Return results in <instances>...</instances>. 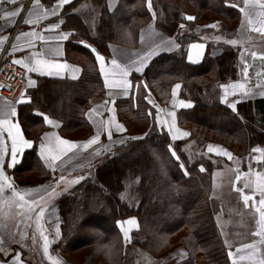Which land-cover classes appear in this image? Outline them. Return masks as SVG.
I'll list each match as a JSON object with an SVG mask.
<instances>
[{
  "label": "trees",
  "instance_id": "1",
  "mask_svg": "<svg viewBox=\"0 0 264 264\" xmlns=\"http://www.w3.org/2000/svg\"><path fill=\"white\" fill-rule=\"evenodd\" d=\"M152 2L155 25L181 47L155 57L142 75L133 74L136 91L117 101L118 115L129 134L145 135L117 145L70 190V202L61 210V238L52 248L59 253L86 251L87 257L77 264H134L138 247L158 255L182 243L191 254L203 252L209 264H231L214 218L215 202L210 198L212 171L228 161L207 153L206 144L220 142L240 157L250 155L256 145L264 146V99L240 102L237 111L221 101L219 85L243 76L241 53L246 47L227 43L230 38L237 39L242 14L237 7L226 6L224 0ZM230 3L241 4V0ZM187 14L195 19H185ZM62 16L63 27L73 31L66 57L81 65L82 74L77 80L40 79L29 89L31 102L18 107L24 134L34 140L17 166L19 172L34 179L29 182L50 175L37 154L36 130L43 124L35 109L60 118L61 133L68 137L87 136L92 130L85 110L90 97L104 85L93 53L75 40L85 39L110 55L111 43L136 46L141 27L153 19L146 0H119L114 10L109 9L107 0H73L63 8ZM211 22H219L215 31L220 33L219 39L208 34L210 28L205 24ZM199 40L207 42V53L202 62L192 64L186 59L187 48ZM218 47L222 52L212 55L211 50ZM142 79L160 102L169 100L175 81L181 82V97L194 101L192 108L178 113V123L190 131L189 137L173 141L160 131L145 99ZM128 189L129 194L122 198ZM129 215L138 218L139 228L132 231L131 242L125 245L117 220ZM19 227L16 224L17 231ZM23 227L13 238L4 236L12 248L10 254L19 251L25 264H55L44 251L41 225L35 221L27 235H23L25 224ZM0 257L6 256L0 253Z\"/></svg>",
  "mask_w": 264,
  "mask_h": 264
},
{
  "label": "crops",
  "instance_id": "2",
  "mask_svg": "<svg viewBox=\"0 0 264 264\" xmlns=\"http://www.w3.org/2000/svg\"><path fill=\"white\" fill-rule=\"evenodd\" d=\"M73 1V0H71ZM119 0H107L108 7L110 10H114L118 4ZM20 4L24 5V11L20 13V15L14 19L5 18L0 19V36H7L2 44H0V58L3 54H5L6 58L11 59H19L22 57H30L35 52H41L44 54L45 59H57L61 62H66L68 65L76 66L80 69L79 72H72L68 70L62 73L60 76H47L42 75L40 73H34L28 71L27 84L24 88V92L26 96H30L29 89L35 87L39 80L44 77L56 78V79H73L77 80L80 78L82 74V67L78 63H75L69 60L66 57V51L68 50L70 40L72 39V34L65 40L55 39L60 33H73L72 30L66 29L63 27V23L60 24V27L55 30H46L49 24L58 23L60 20L65 21V18L62 16V10L67 5H63L61 8L57 9L56 15H49L46 19H41L40 22L36 25H27L23 22L25 17L28 16L27 9L29 7H33L31 0H19ZM56 4V0H40V5L34 7L35 11H42L43 9H48L49 11ZM16 5L15 7H18ZM241 7H243V3L241 0ZM14 6H7L8 10H12ZM154 9V8H153ZM152 14V13H151ZM241 18V25L244 23V26L241 27L237 39L242 42H247L248 40H263L264 36L257 33L253 28L249 27L245 22V18L243 13ZM0 16H2V12H0ZM192 16V15H191ZM153 18V17H152ZM259 27V25H256ZM34 29L37 34L43 35L45 37L44 40H36L35 37L32 36H22L19 40L16 39V36L21 32H28L29 30ZM49 37H53V39H48ZM250 37V39H249ZM171 39L174 43H177V40L166 33H163L156 25L154 20L145 23L140 30V35L138 39V44L134 47L111 43L110 44V55H105L101 51L97 49L95 45L91 42L82 39L75 40L76 43L85 46L92 53L93 51L87 47V45H91L92 48L96 50V53L103 55L105 57V65L111 68V60L116 59L119 64L125 65L128 67V76L127 80L130 81V87L128 88V94H124V89L118 87L109 88L106 86L105 79L103 73L100 71V64L96 58V54L93 53L95 57V61L103 80L104 88L97 94H94L90 97L88 107L85 110V117L88 119L92 130L87 136H79L76 137H68L61 133L60 127L62 125V120L56 116L50 115L46 112H43L39 109L34 110V114L39 117L43 127L40 130H36L37 134H39V138L37 141V154L40 160L43 162L45 167L50 171V175L44 178L39 179L35 182H25L13 184L17 191L22 189H34L35 191L27 192L24 194L25 201H36V204L33 205V208L38 211L39 206L44 207V214L40 220L41 225V233H42V242L44 246L43 236L48 237V250L53 254L57 255L61 260L66 259L71 263H75L69 257L70 252H55L53 251L52 246L57 243L61 238V223L62 216L61 210L65 208L69 202L70 198L66 197L63 199L56 200L58 196L64 193L70 187L72 181L76 179L78 170H82L83 168L91 165L94 166L97 163H100L106 154L110 153L117 145H120V141L125 143L128 139L134 137H143L145 133L138 134H129L127 131L126 124L119 118L117 101L119 99H125L132 96L137 88V83H135L133 79V74L142 75L146 68L150 65L151 61L162 53H171L176 51L177 49L172 47L171 51L166 50L171 47V45L167 44V41ZM28 42L34 43L35 47L30 48L27 46ZM83 42V43H82ZM164 42V43H162ZM260 42V41H258ZM192 43H203L205 44V50L202 57L196 61L190 62L192 64H197L203 61L206 53H207V42L204 40L194 41ZM13 44L16 45V50L13 51ZM189 47V46H188ZM248 47L245 49L247 50ZM51 50V52H49ZM188 51V48H187ZM222 52L221 48H213L211 50L212 55H219ZM151 53V54H149ZM245 53V51H244ZM249 53V52H248ZM187 55V54H186ZM145 57H147L145 59ZM143 60V64L139 61ZM189 62V61H188ZM245 67V66H244ZM243 67V69H244ZM140 68V71L136 69ZM250 67L248 66L247 76L245 77L244 72L243 76L240 79L232 80L228 83L231 84L236 81H240L245 83L246 87L252 88L253 93L251 95L240 96L239 94L233 96H228V106L233 102H243L247 100H256V99H264V96L260 95L261 92H264V80L261 82L252 83L248 78H250ZM111 79V78H110ZM29 80H33L36 83L30 84ZM143 84H146L144 79H142ZM180 81H175L171 87L170 98L166 102H160L157 96L148 88H146L145 99L149 103V105L153 108V121L160 129L167 133L171 139H186L190 135V131L179 125L178 123V113L181 110L190 109L194 106V101L191 99L181 97V87L179 89H175L174 86ZM224 95L223 89L221 90V97ZM31 97V96H30ZM20 99V97H19ZM18 99V100H19ZM191 101L192 106L184 107L180 105L179 101ZM222 101V100H221ZM13 105L17 108V121L20 125L22 134L25 139L32 140L34 145V140L32 138L27 137L24 134L23 128L18 120V107L20 104H15L14 102L7 101L0 97V106H3L5 103ZM224 103V102H223ZM236 103V109H238ZM95 109V111L90 112V110ZM237 111V110H236ZM39 113H43L44 116L39 115ZM172 113H175V123L173 124V116ZM44 117H49L54 121L58 122L57 124H48ZM91 117V118H90ZM108 125V129L111 130V137L107 135V130L104 127H101V123ZM116 124L123 125L124 130L118 131L116 129ZM171 126V131H169V127ZM187 132L189 135L185 136L184 133ZM45 133H55L61 139H67L75 142V147H72L71 150H65V152L61 155L59 160H53L51 157H48L46 160L43 156L40 155L41 149L40 144L42 142H46ZM79 133V132H78ZM99 134V139L93 143L85 147V143L94 135ZM32 145V147H33ZM212 145L217 148V151H209L208 146ZM32 147L24 149L21 153L18 154L15 165L20 163L23 155L29 151ZM257 147H264L263 145H256L253 148V151L250 155L246 157H240L232 152L227 146L217 141H208L206 144V152L212 154L214 156L222 157L226 159L228 162L224 163L220 167H216L212 171V187L210 191V198L213 202H215V210H214V218L219 229V235L222 238L225 250L228 254L229 249L235 252L236 248L241 243H250L253 240L257 241V247H260L259 237L254 235L256 231L255 220L252 217V209L245 208L241 196L234 189L238 186L243 185V179L241 181H235V176L238 174L240 168H246L248 170V160L255 156L254 149ZM231 153V159L228 156L223 154V151ZM9 151H10V141H9ZM13 165V163H11ZM61 176L64 177L61 180ZM55 188V194H52V189ZM49 193L45 195V193ZM42 197L43 199H39ZM253 202L254 201H250ZM25 215L28 217L29 223L32 226L36 220V212H29L27 207L23 208ZM135 217V215H129L127 217L118 219V221H126L127 218ZM138 227H131L124 224V227H128L130 229L128 238L125 237L123 230L120 224L117 223L118 228L120 229L123 237L124 244H128L131 242V234L132 231L139 228V220ZM57 228L59 229V235H56ZM225 240L228 243H225ZM134 264H209L206 260V256L203 252H196L191 254L187 246L182 243H178L171 248L161 252L158 255H154L149 250L144 247H138L135 251ZM5 256V253L2 252ZM243 254V253H242ZM69 256V257H68ZM231 264H233L234 260L238 258L233 256L230 257L228 255ZM11 256L0 257V262L2 264H11ZM64 261V260H63ZM77 264V263H76ZM133 264V263H131ZM239 264H249L247 260L239 261Z\"/></svg>",
  "mask_w": 264,
  "mask_h": 264
},
{
  "label": "snow or ice",
  "instance_id": "3",
  "mask_svg": "<svg viewBox=\"0 0 264 264\" xmlns=\"http://www.w3.org/2000/svg\"><path fill=\"white\" fill-rule=\"evenodd\" d=\"M71 0H56V4L52 7V9L49 11L48 9H43L42 11H35L34 7H37L40 5V0H31V3L33 7H29L27 9L28 16L25 17L23 22L27 25H36L40 22V20L46 19L49 15H56L57 9L61 8L65 4H69ZM226 6H232L237 7L241 13H243L245 22L247 25L251 28H253L257 33L264 36V0H242L243 7H241L239 4H232L230 3V0H224ZM18 7H15L18 5ZM14 6L12 10H8L7 6ZM146 6L152 13L153 20H155L156 17V10L153 9V2L152 0H146ZM24 11V5L19 3V0H0V12H2V16H0V19L5 18H16L20 15V13ZM185 19L187 20H193L195 17L191 15H185ZM64 23L63 20H60L58 23L49 24L47 26L46 30H55L60 27V24ZM219 22H214L212 25L205 27H216ZM256 25H259V27H256ZM244 26V23H242L241 27ZM181 28L184 27L183 24L180 25ZM72 33H60L55 39L59 40H65L67 39ZM22 36H32L35 37L36 40H44L45 37L43 35L37 34L34 29L29 30L28 32H21L16 36V39L19 40ZM6 39H8L7 36H0V44H2ZM48 39H53V37H49ZM219 39V38H217ZM250 39V37H249ZM83 43V42H82ZM164 43V42H162ZM229 44H237V40H229L227 41ZM167 44L171 45V47L167 48L166 50L171 51L172 47L179 49L181 47L180 44L174 43L171 39L167 41ZM28 47L34 48L35 44L28 42ZM93 53L96 54V58L99 61L100 64V71L103 73L106 86L109 88L112 87H118L121 89H124V94L127 95L128 88L130 87V81L127 80L128 76V67L125 65H121L118 63L116 59L111 60V68L107 67L105 65V57L103 55H100L99 53H96V50L92 48L91 45H87ZM16 50V45L13 44V51ZM205 50V44L203 43H192L188 47L186 59L189 62L196 61L200 59L204 53ZM51 52V50H49ZM151 54V53H149ZM251 56L256 57L257 55L260 56L261 59H264V52L257 53V52H251ZM147 57H145L146 59ZM141 64H143V60L139 61ZM14 63L17 65H21L23 68L27 69L29 72L34 73H40L42 75L47 76H60L62 73L71 70L72 72H79L80 69L76 66L68 65L66 62H61L57 59H45L44 54L41 52H35L30 57H22L19 59H14ZM137 71H140V68L136 69ZM245 77L247 76L248 72V66L245 62V67L243 69ZM111 78V79H110ZM30 84H35L36 82L33 80H29ZM144 87L147 88V84H144ZM181 87V84L177 83L174 86V92L175 89H179ZM221 89L224 91V95L221 97L222 102L225 104H228V96L229 95H237L240 96H246L251 95L253 93V89L246 87L245 83H242L240 81L233 82L231 84H222L219 85ZM260 95L264 96V92H261ZM25 102H31V97L26 96L25 92L22 91L20 93V99L15 101V104L25 103ZM233 102L229 104V107L236 111V103ZM180 105L184 107L192 106L191 101H179ZM95 111V109L90 110V112ZM39 115L44 116L43 113H39ZM173 116V124L175 123V113H172ZM17 117V108L13 105L8 104L7 102L0 106V216H7L8 212H5V209H8L9 211L13 207L17 208H25L27 207V210L29 212H36V220L37 225L40 226V220L43 217L44 214V207L39 206L38 211L33 208V205L36 204V201H25L24 194L27 192L35 191L34 189H22L17 191L16 188L13 186V184L10 182L9 178L7 177L5 171H4V160L3 156L9 152V141H10V155H11V163H15L17 156L19 153H21L24 149L30 148L33 145L32 140L25 139L20 125L16 119ZM46 122L50 125L57 124L58 122L54 121L53 119L49 117H44ZM91 118V117H90ZM101 127H104L108 129V125L101 123ZM116 129L118 131H123V125L116 124ZM169 131H171V126L169 127ZM107 135L111 137L112 133L111 130H107ZM185 136L189 135V133L185 132ZM45 140L46 142H42L40 144V155L43 156L46 160L48 157H51L53 160H59L61 155L65 152L66 148L67 150H71L72 147H75V142L67 140V139H61L59 136H57L55 133H45ZM99 139V134L92 136L86 143L85 147L92 145ZM120 143H123V141H120ZM169 150L172 154V156L176 159V161L179 163V166L182 170L185 171V174L187 175V170L185 169V165L183 163H180V157L176 154L175 150L171 148V145L168 146ZM209 151H217V148L209 145L208 146ZM256 153H259V156L255 157L257 162L264 160V147H257L254 149ZM223 154L225 156H228L229 159H231V153L227 152L226 150L223 151ZM11 166V164L7 165ZM200 170L203 171V166H200ZM61 180L64 179L63 176L60 178ZM78 179H83V177H79ZM243 179V185L241 187H236L234 190L240 194L241 199L243 201L245 208H251L252 209V217L255 220V225L257 230L255 231L254 235L256 237H259V243L260 247H257V241L253 240L250 243H241L236 248L235 252L231 250V248L228 251V255L230 257H237V260L233 261V264H239V261L247 260L249 264H264V171H256L253 172L251 167H249L247 172H239L235 176V181H241ZM77 182L76 180L72 181V183ZM245 189H249L250 191L246 192ZM6 190L10 191V195L6 194ZM258 193L259 199L255 200V196ZM49 193H45V195H48ZM52 194H55V188L52 189ZM121 197H124V194H121ZM39 199H43L40 197ZM250 201H254L252 205L249 204ZM118 224H120L123 233L126 238H128V234L130 229L128 227H124V224L131 227H138V221L135 217L127 218L126 221H118ZM6 227V225L0 221V228ZM23 235H26L23 234ZM56 235H59V229L57 228ZM44 240V251L45 253L48 252V237L43 236ZM6 241L2 236H0V244L5 243ZM225 243L227 244L228 241L225 240ZM3 249L0 248V252H2ZM243 253V254H242ZM16 254H14L15 256ZM51 258V257H50ZM2 264V262H0ZM20 264H23L21 261ZM55 264H61L59 258H56Z\"/></svg>",
  "mask_w": 264,
  "mask_h": 264
},
{
  "label": "rangeland",
  "instance_id": "4",
  "mask_svg": "<svg viewBox=\"0 0 264 264\" xmlns=\"http://www.w3.org/2000/svg\"><path fill=\"white\" fill-rule=\"evenodd\" d=\"M241 5V4H239ZM186 8L189 9V10H193V8L186 4ZM189 15V14H187ZM212 17V16H211ZM205 20H208V19H201V21H205ZM214 22H211V23H207L205 25H212ZM185 27V25H184ZM183 27V28H184ZM209 31H208V34H210L211 37L213 38H220V33H217L215 32L216 29L218 28V26L216 27H209ZM235 39V38H234ZM230 40H233V38H230ZM238 41L237 44L235 45H241L244 47H248L247 50H242V57H243V64L245 66V62L247 63V66L250 67V78H248L252 83H255V82H261L262 80H264V59H261L259 55H257L256 57H253L251 56V52H257V53H261V52H264V39L263 40H248L246 43L245 42H242L238 39H236ZM260 41V42H258ZM245 51V53H244ZM249 52V53H248ZM134 130H139L138 128H134ZM77 133H73L72 135H76ZM171 148L174 149L173 145H171ZM175 150V149H174ZM176 152V151H175ZM177 154V152H176ZM25 155V154H24ZM23 155V157H24ZM178 155V154H177ZM259 156V153H255V156L251 157L247 162H248V169L249 167H251L252 171L253 172H256V171H264V160H261L259 162H257V160L255 159V157ZM3 160H4V164H5V167H4V171L7 175V177L9 178L10 182L12 184H18V183H25V182H29L31 179V177L29 176H25L26 173L24 172H19L17 170V166L18 164H11V155H10V151L8 153H6L4 156H3ZM23 160V158H22ZM21 160V161H22ZM21 163V162H20ZM11 164V166H7ZM94 166H87L85 168H83L82 170H78L76 173L77 176H76V181L75 183H71L70 184V187L64 191V193H62L60 196H58V198L56 200H59V199H63V198H66V197H69L70 196L68 195L70 193V190L71 189H74L84 178L86 175H88L89 173V170L91 168H94ZM248 170H246V168H240L239 171H238V174L239 172H247ZM28 173V172H27ZM86 174V175H85ZM85 175V176H84ZM79 177H83V179H78ZM34 180V179H33ZM80 185V184H79ZM238 187H241V186H238ZM246 192L250 191L249 189H245ZM124 195H128L129 194V189L128 191H124ZM6 194L10 195V191L6 190ZM65 195H68L66 197H64ZM259 199V195L258 193L256 194L255 196V200H258ZM250 205L253 204V202H249ZM19 208L17 207H13L10 211L8 209H5L4 211L5 212H8V215L7 216H0V221H2L6 227H3V228H0V236H2L4 238L5 234H7L8 236H10L11 238H13L15 236V234L17 232L21 233L23 232L22 230H24L25 227H23V225L25 224V226L27 227L26 229V235H27V231L30 230L31 232V225L29 223V220H28V217L25 215V212H21L19 213L18 210ZM23 209V208H22ZM24 213V215H23ZM16 224H19L20 227H19V231L16 230ZM257 230V228H255ZM36 230H37V227H36ZM0 248L3 249L2 252L5 253V256H7L8 254L11 253L12 251V248L10 247V244L8 243H3V244H0ZM0 252V253H2ZM14 254H16L14 256ZM49 261H51L52 263H55V260L56 258H59L57 255L53 254L51 251L48 250V252L46 253ZM70 255V259L73 260L75 263H71L69 262L68 260L66 259H63L61 260V258H59L60 262L62 264H76V263H81L82 260H84L86 257H87V253L86 251H83V252H80V253H77V251H71L69 253ZM9 256H11V261L12 263L11 264H20V262L22 261L23 264H25V262L22 260V257H21V254L19 251H16V252H13L12 254H10ZM51 257V258H50Z\"/></svg>",
  "mask_w": 264,
  "mask_h": 264
},
{
  "label": "built area",
  "instance_id": "5",
  "mask_svg": "<svg viewBox=\"0 0 264 264\" xmlns=\"http://www.w3.org/2000/svg\"><path fill=\"white\" fill-rule=\"evenodd\" d=\"M27 75V69L3 56L0 59V96L8 101H17L26 85Z\"/></svg>",
  "mask_w": 264,
  "mask_h": 264
}]
</instances>
